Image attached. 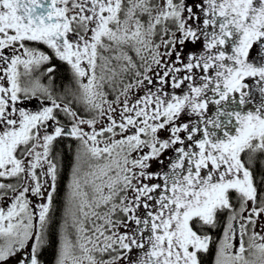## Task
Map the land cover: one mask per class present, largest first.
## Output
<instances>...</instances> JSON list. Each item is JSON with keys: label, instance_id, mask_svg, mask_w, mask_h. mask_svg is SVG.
<instances>
[{"label": "snow or ice", "instance_id": "6c2138e0", "mask_svg": "<svg viewBox=\"0 0 264 264\" xmlns=\"http://www.w3.org/2000/svg\"><path fill=\"white\" fill-rule=\"evenodd\" d=\"M0 201V264H264V0H0Z\"/></svg>", "mask_w": 264, "mask_h": 264}, {"label": "trees", "instance_id": "16d2710c", "mask_svg": "<svg viewBox=\"0 0 264 264\" xmlns=\"http://www.w3.org/2000/svg\"><path fill=\"white\" fill-rule=\"evenodd\" d=\"M79 107V106H78ZM84 115V113H81ZM79 142L69 139H58L56 141L57 163L61 169L60 194L63 197L67 192V185L71 179V169L75 162L76 149ZM55 252L54 249H48L41 257L46 264H53ZM208 264V261H205Z\"/></svg>", "mask_w": 264, "mask_h": 264}, {"label": "flooded vegetation", "instance_id": "af4514ba", "mask_svg": "<svg viewBox=\"0 0 264 264\" xmlns=\"http://www.w3.org/2000/svg\"><path fill=\"white\" fill-rule=\"evenodd\" d=\"M45 51H48L46 48L44 49ZM256 56V52L255 51H252L251 54H250V59H252L253 57ZM54 63L57 64V66L59 67V73H58V78H57V81H56V85H57V88L59 90V87L61 84H64V85H68L70 80H71V74H70V71L68 69V66L65 65V64H62L60 61H54ZM246 83H249L250 85H252V91L254 92L255 96H256V100L254 101L253 105H252V108L254 109L256 105H258L260 103V94L259 92L256 90L255 88V85L253 84V78H246L245 80ZM26 107L28 109H35L36 108V104L35 103H30L28 105H26ZM210 112H211V108H210ZM62 122L63 123H67V120H63L62 119ZM51 131V129H50ZM216 235H219V233H217ZM208 261V264H213V260H214V252L213 253H210L208 254L206 257H205V261Z\"/></svg>", "mask_w": 264, "mask_h": 264}, {"label": "rangeland", "instance_id": "374dc122", "mask_svg": "<svg viewBox=\"0 0 264 264\" xmlns=\"http://www.w3.org/2000/svg\"><path fill=\"white\" fill-rule=\"evenodd\" d=\"M85 130L87 131L88 129L85 128ZM167 155H171V153L169 152V153H167ZM88 163H89L88 158L84 157V168H85V170H87ZM92 163H95V161H92ZM6 206L7 205L4 201H0V207H6Z\"/></svg>", "mask_w": 264, "mask_h": 264}]
</instances>
